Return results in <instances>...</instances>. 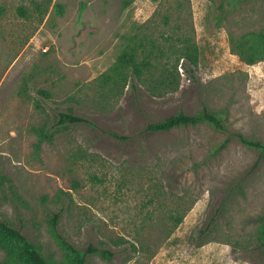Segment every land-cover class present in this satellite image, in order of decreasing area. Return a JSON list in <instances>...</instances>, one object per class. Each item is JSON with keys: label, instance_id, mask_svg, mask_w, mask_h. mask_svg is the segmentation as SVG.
<instances>
[{"label": "rangeland", "instance_id": "obj_1", "mask_svg": "<svg viewBox=\"0 0 264 264\" xmlns=\"http://www.w3.org/2000/svg\"><path fill=\"white\" fill-rule=\"evenodd\" d=\"M260 30L264 0H0V221L55 261L60 212L71 243L112 252L87 264H264V153L235 137L219 147L228 132L264 143V60L245 63L229 41ZM135 34L191 36L198 82L178 65L173 90L101 84ZM203 104L228 132L144 131ZM64 111L97 127L57 125Z\"/></svg>", "mask_w": 264, "mask_h": 264}, {"label": "trees", "instance_id": "obj_2", "mask_svg": "<svg viewBox=\"0 0 264 264\" xmlns=\"http://www.w3.org/2000/svg\"><path fill=\"white\" fill-rule=\"evenodd\" d=\"M132 0H122V6L127 7ZM164 26H168V17H164ZM164 41L159 42L151 36L135 34L125 36L123 50L117 57L116 63L108 71L99 76L98 80L103 85H128L134 95L138 91L139 84L152 90H173L179 82L180 65L183 72L193 82L197 83L196 67L198 64V46L191 36H182L180 39L163 36ZM172 39V40H171ZM231 50L247 64H253L264 60V30L249 31L239 38L229 33ZM158 73L156 76L155 74ZM57 125L86 123L97 127L90 119L76 115L70 111L58 113ZM201 123H208L214 129L228 132L224 117L217 111L209 109L203 104L195 113H186L179 110L167 117L147 123L144 131L161 133L179 127H188ZM116 139L126 141L131 136L121 135L113 131L103 130ZM235 137L239 142L250 148H255L264 153V143L258 139L244 136L240 132H228V136L219 147H224L228 141ZM60 212L51 216L50 235L63 251L64 259L55 261L45 258L40 249L31 242L20 229H17L5 221H0V248L8 255L9 264H87V258L91 254L111 256L112 252L104 247L89 244L85 249H80L71 243L59 231ZM264 224V215L261 216ZM182 220V216L175 219V226ZM259 245L264 247V229L259 236Z\"/></svg>", "mask_w": 264, "mask_h": 264}]
</instances>
